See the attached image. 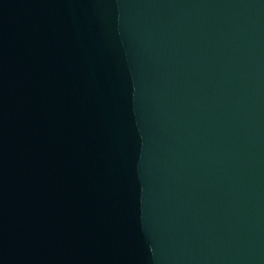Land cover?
Wrapping results in <instances>:
<instances>
[{
  "label": "water",
  "instance_id": "obj_1",
  "mask_svg": "<svg viewBox=\"0 0 264 264\" xmlns=\"http://www.w3.org/2000/svg\"><path fill=\"white\" fill-rule=\"evenodd\" d=\"M0 264H264V0H0Z\"/></svg>",
  "mask_w": 264,
  "mask_h": 264
}]
</instances>
